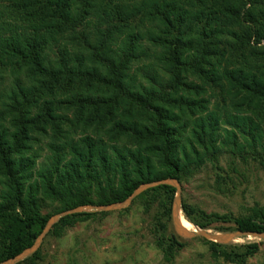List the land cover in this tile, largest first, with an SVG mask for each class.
Returning <instances> with one entry per match:
<instances>
[{
  "label": "trees",
  "instance_id": "obj_1",
  "mask_svg": "<svg viewBox=\"0 0 264 264\" xmlns=\"http://www.w3.org/2000/svg\"><path fill=\"white\" fill-rule=\"evenodd\" d=\"M262 43L264 0H0V263L60 212L119 203L154 181L182 184L206 163L222 171L226 153L264 154ZM37 138L50 153L40 163ZM215 176L221 192L231 178ZM174 195L159 186L134 201L154 210L165 263L184 247L168 228ZM43 201L60 205L43 215ZM181 211L199 230L264 233L261 207L234 219L185 201ZM106 216H66L48 238ZM201 240L232 264L259 246Z\"/></svg>",
  "mask_w": 264,
  "mask_h": 264
},
{
  "label": "rangeland",
  "instance_id": "obj_2",
  "mask_svg": "<svg viewBox=\"0 0 264 264\" xmlns=\"http://www.w3.org/2000/svg\"><path fill=\"white\" fill-rule=\"evenodd\" d=\"M60 41L64 43L63 40ZM213 91L218 92V89L214 88ZM213 101L214 99H211V102ZM202 105L205 108L204 114L211 110L210 105L206 103ZM194 111L193 114L198 116ZM189 117L185 120H191ZM259 125L264 130V120H261ZM257 152L264 157L259 148H256L255 152H244L247 154L239 157L226 153L220 157L217 165L222 171L214 170L206 163L192 179L180 183L182 201L199 207L207 214L227 216L232 219L249 215L254 207L264 208V163L254 160ZM33 154L37 163L49 157L45 138H37L33 142ZM215 173H219L224 178L227 176L231 178V182L223 186L225 189L221 192L216 186ZM134 201L123 210L104 212L107 213L106 217H94L77 222L58 238L47 236L40 247L41 259L33 264H232L223 259L213 260L202 238H182L174 232L172 223L168 226L169 231L178 237L184 247L171 263L163 262L161 249L154 234V210L145 214L141 205ZM59 205L56 201H43L41 213L47 215ZM182 217L184 218L183 215ZM214 226L233 227L231 223H217ZM194 228L196 231L199 230ZM184 229L193 232L191 229ZM207 231L214 234L231 233L216 232L212 228ZM252 243L259 244L258 251L250 256L245 264H264V240L242 236L219 245L234 247Z\"/></svg>",
  "mask_w": 264,
  "mask_h": 264
},
{
  "label": "water",
  "instance_id": "obj_3",
  "mask_svg": "<svg viewBox=\"0 0 264 264\" xmlns=\"http://www.w3.org/2000/svg\"><path fill=\"white\" fill-rule=\"evenodd\" d=\"M159 186H169L172 187L175 190V195L173 198V203L171 207V223L172 227L174 229V232L185 239H195V238H202L207 241L218 243V244H226L230 242L231 240L242 237V236H251L253 238H257L259 240H264V233H256V232H231V233H224V234H214L209 231L205 230H194L193 232L188 231L183 228V226L180 223V219L182 217V211H181V204H182V198H181V185L180 183L175 179H164L160 181H154L146 184L140 185L137 189L133 191V193L126 198L124 201L119 203H114L106 206H80L74 209L66 210L64 212L58 213L56 215H53L49 218L47 223L45 224L42 232L40 235L36 238L32 246L29 248L23 250L20 254L15 256L12 259H9L5 262H2L0 264H19L26 258L32 256L34 253H36L44 239L48 236L49 232L53 228L55 224L58 223V221L61 218H64L66 216H71L75 214H81V213H91V212H114V211H120L127 207H129L132 202L140 196L142 193ZM190 224V223H189Z\"/></svg>",
  "mask_w": 264,
  "mask_h": 264
},
{
  "label": "bare ground",
  "instance_id": "obj_4",
  "mask_svg": "<svg viewBox=\"0 0 264 264\" xmlns=\"http://www.w3.org/2000/svg\"><path fill=\"white\" fill-rule=\"evenodd\" d=\"M180 223L183 226V228L191 229L193 231L195 230V228L191 224H189L183 217H181Z\"/></svg>",
  "mask_w": 264,
  "mask_h": 264
}]
</instances>
